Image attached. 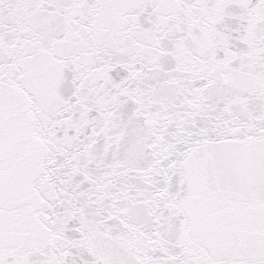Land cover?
I'll return each instance as SVG.
<instances>
[{
  "label": "snow or ice",
  "instance_id": "1",
  "mask_svg": "<svg viewBox=\"0 0 264 264\" xmlns=\"http://www.w3.org/2000/svg\"><path fill=\"white\" fill-rule=\"evenodd\" d=\"M0 264H264V0H0Z\"/></svg>",
  "mask_w": 264,
  "mask_h": 264
}]
</instances>
